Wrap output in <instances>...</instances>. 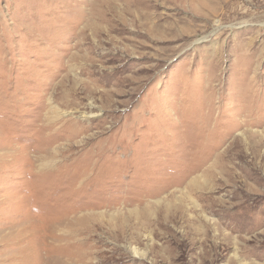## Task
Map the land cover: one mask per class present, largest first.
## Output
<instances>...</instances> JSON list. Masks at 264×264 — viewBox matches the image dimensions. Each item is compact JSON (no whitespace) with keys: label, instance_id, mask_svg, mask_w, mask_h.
<instances>
[{"label":"rangeland","instance_id":"374dc122","mask_svg":"<svg viewBox=\"0 0 264 264\" xmlns=\"http://www.w3.org/2000/svg\"><path fill=\"white\" fill-rule=\"evenodd\" d=\"M0 264H264V0H0Z\"/></svg>","mask_w":264,"mask_h":264},{"label":"bare ground","instance_id":"6f19581e","mask_svg":"<svg viewBox=\"0 0 264 264\" xmlns=\"http://www.w3.org/2000/svg\"><path fill=\"white\" fill-rule=\"evenodd\" d=\"M251 135H253L254 136V134H251ZM257 136V135H256ZM249 137V136H248ZM255 137V136H254ZM251 138V137H250ZM258 138V137H257ZM249 139V138H248ZM252 139H253V137H252ZM251 141L252 140H249L248 142L246 141V144H251ZM255 141V140H254ZM263 141V140H262ZM255 143V142H254ZM258 143H259V141H258ZM262 143V142H261ZM251 145H253V144H251ZM262 145V144H261ZM249 147H251L250 145H249ZM251 150V149H250ZM253 151V150H252ZM255 151H256V149H255ZM254 151V152H255ZM8 153V152H7ZM258 153V152H257ZM258 156V155H257ZM208 175H210V176H212L213 174L212 173H208ZM209 176V177H210ZM180 209V208H179ZM183 212H184V210H183ZM179 215V214H178ZM186 215V214H185ZM176 216V215H175ZM183 216H184V214H183ZM176 218V217H175ZM180 218H182V217H180ZM183 219V218H182ZM211 227V226H210ZM195 229H196V227H195ZM192 232V231H191ZM209 234V233H208Z\"/></svg>","mask_w":264,"mask_h":264}]
</instances>
